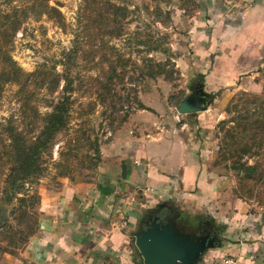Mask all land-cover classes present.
I'll use <instances>...</instances> for the list:
<instances>
[{
  "label": "rangeland",
  "instance_id": "1",
  "mask_svg": "<svg viewBox=\"0 0 264 264\" xmlns=\"http://www.w3.org/2000/svg\"><path fill=\"white\" fill-rule=\"evenodd\" d=\"M198 2L0 0V45L26 75L19 84L0 73V254L26 249L38 230L43 192L59 191L77 178L95 179L105 146L161 126L175 134L180 122L171 117L185 98L198 99L202 107L186 137L193 134L202 175L218 196L199 203L197 190L187 195L173 188L171 194L181 197L177 209L211 218L222 228L223 246L255 244L264 253V65L206 92L188 40ZM47 7L60 11V22L46 14ZM65 71L72 81L65 94L68 123L41 149V172L11 186L9 176L20 174L12 173L10 145L20 141L13 131L35 140L63 96L65 82L50 74ZM155 115L170 120L159 123ZM13 189L7 201L6 191ZM141 214L130 230L132 255L139 254L133 233L143 227Z\"/></svg>",
  "mask_w": 264,
  "mask_h": 264
},
{
  "label": "crops",
  "instance_id": "2",
  "mask_svg": "<svg viewBox=\"0 0 264 264\" xmlns=\"http://www.w3.org/2000/svg\"><path fill=\"white\" fill-rule=\"evenodd\" d=\"M198 1L188 40L193 59L202 65L204 73L198 75L204 76L205 91L262 68L264 0ZM156 117L159 123L170 120L168 115ZM171 118L180 122L175 134L161 126L112 142L102 149L103 162L93 181L77 178L59 191L43 192L36 234L18 255L0 254V264H142L141 255H132L130 248L137 214L164 202L179 207L181 197L171 194L173 188L187 195L197 190L199 203L218 196L202 175L193 134L186 137L199 117L193 113ZM260 233L259 229L255 235ZM222 242L199 264H213L221 256L234 257L236 264H264L259 246Z\"/></svg>",
  "mask_w": 264,
  "mask_h": 264
},
{
  "label": "water",
  "instance_id": "3",
  "mask_svg": "<svg viewBox=\"0 0 264 264\" xmlns=\"http://www.w3.org/2000/svg\"><path fill=\"white\" fill-rule=\"evenodd\" d=\"M201 109L198 99L185 98L179 103L177 113L193 114ZM163 206L164 203L157 205L158 209ZM1 213L0 208V217ZM145 216L150 222L133 233L143 264H199L205 253L215 248L214 242L217 239L181 232L174 223H164L165 216L161 211L151 208Z\"/></svg>",
  "mask_w": 264,
  "mask_h": 264
},
{
  "label": "trees",
  "instance_id": "4",
  "mask_svg": "<svg viewBox=\"0 0 264 264\" xmlns=\"http://www.w3.org/2000/svg\"><path fill=\"white\" fill-rule=\"evenodd\" d=\"M46 14L51 19H55L57 21H61L62 15L60 11L53 7L46 8ZM7 21L14 26V29L17 28L14 23L16 21L10 22L7 18ZM12 29V34H15V30ZM2 31H0L1 34ZM0 53L6 56L5 60L0 61L2 64L1 68V75L11 74L13 77V82L15 83H22L26 81L23 79L25 77V73L16 65V63L11 59L7 52L1 47L0 45ZM11 66L13 72H8L6 66ZM70 71H65L60 76L58 73H52L50 76H54V81L59 82L62 79L65 82V86L63 87V96L56 105L53 106L51 112L47 114L43 119V127L40 134L35 138V140L29 141L18 131H13L16 133L15 136L20 137V141H17L16 144L10 145V155L14 161V167L12 168V173H20L19 175H12L9 176V184L11 186L18 185L21 181H25L31 176V173H40L39 168V155L42 148H44L50 141L53 139V136L58 132L62 131L67 123H68V116L70 110V103H69V96L67 97L65 94L66 92H70L71 90V83L72 81L69 79ZM101 161V160H98ZM100 165V164H99ZM19 186V185H18ZM16 193L13 191H6L7 201L11 200V194Z\"/></svg>",
  "mask_w": 264,
  "mask_h": 264
},
{
  "label": "flooded vegetation",
  "instance_id": "5",
  "mask_svg": "<svg viewBox=\"0 0 264 264\" xmlns=\"http://www.w3.org/2000/svg\"><path fill=\"white\" fill-rule=\"evenodd\" d=\"M154 209L164 213V223H174L181 232L196 236H209V239H217V241L214 242L215 247L221 242V239L218 238V236L220 235L222 228L213 223L211 218H205L203 215H200L199 217H191L189 211L184 212L181 209H177L172 202H164V206L161 209H158L157 206L154 207ZM145 215L146 214L144 213V215L141 216V219H139V223L142 222L143 227L147 226L150 222Z\"/></svg>",
  "mask_w": 264,
  "mask_h": 264
},
{
  "label": "built area",
  "instance_id": "6",
  "mask_svg": "<svg viewBox=\"0 0 264 264\" xmlns=\"http://www.w3.org/2000/svg\"><path fill=\"white\" fill-rule=\"evenodd\" d=\"M214 259L213 264H236V259L232 256H221Z\"/></svg>",
  "mask_w": 264,
  "mask_h": 264
}]
</instances>
